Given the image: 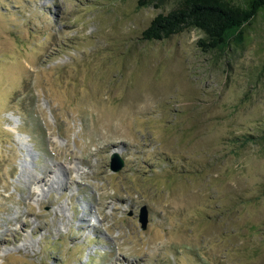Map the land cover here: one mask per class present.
I'll use <instances>...</instances> for the list:
<instances>
[{"label": "rangeland", "instance_id": "374dc122", "mask_svg": "<svg viewBox=\"0 0 264 264\" xmlns=\"http://www.w3.org/2000/svg\"><path fill=\"white\" fill-rule=\"evenodd\" d=\"M181 3L0 0V264H264V11L145 39Z\"/></svg>", "mask_w": 264, "mask_h": 264}, {"label": "trees", "instance_id": "16d2710c", "mask_svg": "<svg viewBox=\"0 0 264 264\" xmlns=\"http://www.w3.org/2000/svg\"><path fill=\"white\" fill-rule=\"evenodd\" d=\"M264 11V0H182L181 8L158 15L144 31L145 39L162 41L186 30L203 32L205 51H225L244 43V29Z\"/></svg>", "mask_w": 264, "mask_h": 264}, {"label": "water", "instance_id": "95a60500", "mask_svg": "<svg viewBox=\"0 0 264 264\" xmlns=\"http://www.w3.org/2000/svg\"><path fill=\"white\" fill-rule=\"evenodd\" d=\"M110 163V168L113 172H119L124 167V161L119 154H113ZM139 221L142 224V229L146 230L148 224V212L146 208L141 210Z\"/></svg>", "mask_w": 264, "mask_h": 264}, {"label": "bare ground", "instance_id": "6f19581e", "mask_svg": "<svg viewBox=\"0 0 264 264\" xmlns=\"http://www.w3.org/2000/svg\"><path fill=\"white\" fill-rule=\"evenodd\" d=\"M113 154H117V153H113ZM113 154H112V155H113ZM42 178H43V177H42ZM44 178H45V177H44ZM55 184H56V183H55Z\"/></svg>", "mask_w": 264, "mask_h": 264}]
</instances>
